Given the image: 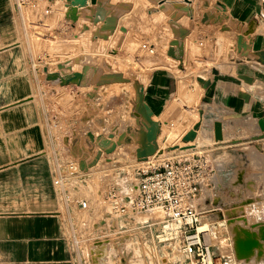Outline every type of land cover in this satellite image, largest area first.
Wrapping results in <instances>:
<instances>
[{
    "label": "crops",
    "instance_id": "obj_1",
    "mask_svg": "<svg viewBox=\"0 0 264 264\" xmlns=\"http://www.w3.org/2000/svg\"><path fill=\"white\" fill-rule=\"evenodd\" d=\"M97 1L87 0L91 8H80V20L89 25L91 35L99 24L95 26L86 16H92V4ZM138 1L143 2L140 3L147 17L137 12L129 19H137L139 28L154 24L155 32L161 34L158 45L162 51L170 42L163 45L166 25L172 38L176 39L179 38L178 32L183 30L187 38L193 36L194 41L203 37L208 40L214 34L231 41V48H220L229 54L227 57V53L222 54V60L214 63L212 77L205 78L211 83L202 89L203 95L210 100L201 106L209 123L202 125V134L208 130V137L202 141V135L201 139L190 142L188 149H174L165 154H209L213 173L201 188L198 207L211 212L207 220L226 219L230 223L229 230L235 234L233 236L246 230L255 235L264 229V165L255 160L257 148L264 151V132L258 125V120L264 117V62L260 57L264 52V0H117L115 4L121 3L120 8L115 10L116 6L107 3L106 11L118 14L122 23L138 5L141 6ZM46 3L63 7L66 0H46ZM151 8L157 12L152 17L149 15ZM82 12L84 16H81ZM57 14L53 17L61 22L63 17ZM60 15L65 18L64 14ZM45 19L43 8L36 11L22 9L16 0H0V264H80L70 238L72 220L79 214L76 208L66 205L53 180L59 161L85 156L92 150L93 153L86 158L90 161L98 150V143L90 142L88 133L84 138L76 135L78 128L74 122L67 125L61 118L57 123L52 122L48 109L37 101V95L44 93L46 84L40 77L33 47L26 35L36 27H48L43 23ZM78 25L81 24L74 27ZM238 36L243 37L240 46ZM242 75L250 77L252 82L246 83L240 78ZM181 78L171 69L161 67L149 75L146 85L140 79L136 80L158 119L173 98L174 101L179 98L180 83L184 82ZM244 93L249 95L248 101L240 96ZM94 104L92 133L105 138L114 134L108 145L115 143L122 134L125 138L113 153L102 155L99 164L89 171V180L102 171L110 177L120 164L139 163L136 158L139 139L132 136L138 127L134 119L132 124H120L118 100L110 107L98 102ZM93 116L102 118L93 121ZM212 120L222 124L224 137L220 141L215 139L210 124ZM97 124L104 133H95ZM129 139L131 141H127ZM158 146L160 149L171 147L162 148L159 139ZM242 213H246L248 222L235 219L242 218ZM88 216L92 221V208ZM229 218L235 221L230 222ZM252 224L257 225L256 228H251ZM223 233V230H217L216 255L221 253L223 260L230 258L236 264H246L241 257L236 261L234 248L219 246ZM239 235L233 240L237 241ZM262 263L264 257L247 264Z\"/></svg>",
    "mask_w": 264,
    "mask_h": 264
},
{
    "label": "rangeland",
    "instance_id": "obj_2",
    "mask_svg": "<svg viewBox=\"0 0 264 264\" xmlns=\"http://www.w3.org/2000/svg\"><path fill=\"white\" fill-rule=\"evenodd\" d=\"M73 1V3L79 5L80 8L86 7L83 5L84 0ZM68 2H66L67 4L65 3L63 6L64 8L51 6V12L49 14H44L46 19L43 23L48 25V27H36L34 31L30 30L28 35H26L33 47V58L36 66L40 69V77L46 84L44 93L42 95L41 93L37 95V101L41 106L48 109L51 121L57 123L58 119L61 118L67 125L74 122L78 128L75 132L76 135L84 138L87 133L92 132V108L96 106L94 103L98 102L104 107H110L115 100H118V109L120 111L118 120L120 124H126V122L132 124L135 121L138 127L133 130V135L138 139H141L140 134L141 137L143 136L144 138L146 133H150V130L153 128V125H151L152 121L156 125L155 129L151 131L154 132L152 135L159 139L162 148L166 146L170 147L172 144L183 145L182 141L177 137L167 141L165 133H167L171 127L178 129L176 134L183 129L184 132L191 124V120L195 116L196 110H198L197 108H201L202 105L205 106L207 104L204 102L207 98L206 96H204L205 98H202V100H200L198 96L200 87L198 86L199 82L197 76L212 77L213 74L211 69L216 66L214 63L220 62L222 60L221 55L227 53L221 51L220 48H231V41L226 37H222L220 34L211 35L208 40L203 37L202 40L196 39L195 41L192 39L193 36L189 38L186 36L184 39L179 40L183 46L185 45L184 41L186 42L187 51L185 56L186 60H184L185 63H180L178 60H173L167 56V50L171 48V42L176 40V38H172L168 25H166L163 45H166L170 40L169 47L162 51L158 45L161 34L155 32L154 24L150 23L151 26L139 28L137 26V19H129L133 18L137 12L140 13V16L143 15L145 18L147 17L145 8L142 6V1H138L139 3L142 2L140 3L141 6L138 5L135 12L131 16L124 18L121 23L118 14L115 12L108 14V10L106 11V5L109 3V0H98L95 4H92V24L95 26L99 24V26L97 28L94 27L92 35L88 32L89 36H86V38H83V33L87 30V27H85L87 24H83L82 19L80 20V8L78 7L76 11L73 12L71 7L68 6L71 5L68 4ZM111 2L112 3H109V5L116 6L115 3H117V0H112ZM120 4H117L115 10H118V7L120 8ZM88 7L91 8L89 5ZM149 12L151 17L155 16L154 14L157 13L155 8H151ZM57 13H59V16L63 17V20L65 19V22L62 19L60 22L53 17ZM67 13H69L72 20H75L77 16H79V20L73 24V22L66 17L64 18V16L60 15L64 14L66 16ZM84 15V12H82L81 16ZM111 22L117 23L118 31L112 36V40L107 43V45L100 48L101 51L99 50L100 52H98V45L96 46L95 43L92 44L96 41L93 40L92 42V36L94 35L95 38V35L101 36L102 38H104L103 36L109 37L116 27V25L110 24ZM77 23L81 24L80 26L82 29H80L79 25L74 27ZM85 49L87 51L96 50V54L92 53L94 54L92 57L85 56ZM150 50L152 53H150ZM112 52L113 55H115L114 57H111ZM228 54L229 52L225 57H227ZM174 55H176V53ZM206 58L209 60H206ZM161 67L169 68L174 74L182 77L183 83L187 85L186 94H191L194 92V88H199H197V95L192 102H189L186 94L184 97L180 96L179 101L172 102L171 105L166 108L160 119L154 114V119L151 118L150 120L147 118L146 113L147 110L149 112L152 111L151 107L145 101L144 92H141V90L137 88L138 84L136 80L140 79L141 82L146 85L145 81L149 75L152 74L155 69ZM47 70L50 71V74H47ZM115 71L120 73L121 76L116 78L114 75L108 76L106 74L114 73ZM79 73H81V76H79ZM50 77H52V79ZM122 81H124V83H122ZM112 83H114V85L111 86L110 84ZM206 85L207 84H205V86ZM174 99L175 98H173V100ZM144 105H147L146 110ZM171 107L174 110H169ZM200 111L203 112L204 110L200 109L199 112ZM93 118V121H99L102 117L93 116ZM215 121L212 120L210 122L212 128ZM175 122L176 124H173ZM142 123H144V125H142ZM177 124L179 125L177 126ZM94 129L96 131L95 133H98L97 135L104 133V131L100 130L101 125L99 124H97ZM204 131V134L209 133L208 130ZM202 137V141H205V137ZM206 142L211 143V141ZM256 155V162L263 166L264 151H260L258 147ZM88 181V189L85 190V194L96 200L110 182V177H107L106 173L102 171V173L95 174ZM251 236L253 238L250 240L254 242L251 250L245 249L244 242H246L245 239H248L245 235H240L236 244L238 254L246 264L252 261H260L264 257V229H261L255 235L251 233ZM241 239L243 242H241ZM238 247L241 248L239 249Z\"/></svg>",
    "mask_w": 264,
    "mask_h": 264
},
{
    "label": "built area",
    "instance_id": "obj_3",
    "mask_svg": "<svg viewBox=\"0 0 264 264\" xmlns=\"http://www.w3.org/2000/svg\"><path fill=\"white\" fill-rule=\"evenodd\" d=\"M16 3L22 9L43 8L44 14L51 9L46 0L45 4L43 0ZM160 150L162 154L147 161L120 164L92 203L85 194L88 173L106 154L104 149L98 145L90 161L86 158L92 150L57 163L54 186L66 205L79 214L72 220L70 238L80 264H236L234 259L223 260L221 253L216 255L218 229L224 232L219 246L234 248L236 261L240 260L233 240L238 234L233 236L230 223L224 218L207 220L211 212L197 205L201 188L213 173L209 154L167 156L168 149ZM98 153L100 159L91 166ZM82 162L86 163L84 169ZM91 208L92 221L88 216ZM241 217L235 219L248 222L246 213Z\"/></svg>",
    "mask_w": 264,
    "mask_h": 264
},
{
    "label": "water",
    "instance_id": "obj_4",
    "mask_svg": "<svg viewBox=\"0 0 264 264\" xmlns=\"http://www.w3.org/2000/svg\"><path fill=\"white\" fill-rule=\"evenodd\" d=\"M50 1H55V0H50ZM66 2H68V0H66ZM83 5L88 8L87 0H84V4ZM79 16H80V14H79ZM79 16H77L75 20H72V18L69 16V13H67L65 17L68 20H70L71 22H73V24H75L79 20ZM86 18L90 19L91 22H92V16L91 15H87ZM205 19L206 18L203 19V22H205ZM85 27H87L86 28L87 30L90 29L89 25H87ZM174 33H176V32H174ZM177 36L179 38L176 39L175 41L171 42V44H170L171 48L170 49H171L173 54H175L174 50H176V47L178 49H181L180 50V55L183 56L184 55V46H183V44H181L179 42V39H184L186 37V34H185V32L183 33V30H180L178 32ZM242 41H243V37L242 36H238L237 44L239 46L242 44ZM263 56H264V52H261L260 53V57H261V60L264 62ZM214 74H216V72H214ZM240 78L243 79L248 84L252 82V79L250 77H248V76L242 75V76H240ZM197 80H198V82H200V84L202 86L207 84L205 88H207L210 85V83H211L209 80L205 81L203 78H198ZM206 82H208V83H206ZM139 90H141V92H143L142 89L139 88ZM240 96L242 98H244L246 101L249 99V95L246 94V93L241 94ZM206 102H210V100L207 99ZM144 107H145V110H146L147 105H144ZM200 112H202V111H200ZM142 125H144V123H142ZM258 125H259L260 130L262 132H264V117L258 120ZM199 127H200V125H198V124L195 125L192 130H190L189 132H187L183 136L182 143H186L185 146L181 147V146L178 145V146L170 147L168 149V151L174 150V149H179V148H182V149L189 148L190 146H188L187 143L193 142L196 139L197 131H198ZM214 132H215V139L217 141H220V140L223 139V136H222V124L220 122H218V121H215V123H214ZM132 136H134L133 132H132ZM88 137L91 139L92 142H97L98 145L102 149H104V152L106 154H111V153H113L116 150L118 145H121V143L123 142V140L125 138V134L120 135L118 140L115 143H113L112 145H108V144L110 143L109 141L115 137L114 134H110L108 136V138H105L104 136H97L96 137L92 132H89L88 133ZM157 139L158 138H156L155 136L152 137L151 134L148 132V133H146L145 138H143L142 140L141 139L138 140L139 147L136 149V156H137L138 161H140V162L141 161H147L149 159V157H151V156H153V155H155L157 153H159V154L163 153V150H160V148L158 146ZM127 141H131V139H129ZM100 156H101V153H98V155L96 156L95 160L90 165L91 166L95 165L97 163V161L100 159ZM81 166H82L83 169L86 168V163L82 162ZM252 248H253V246L250 243H245V249L246 250H251Z\"/></svg>",
    "mask_w": 264,
    "mask_h": 264
},
{
    "label": "bare ground",
    "instance_id": "obj_5",
    "mask_svg": "<svg viewBox=\"0 0 264 264\" xmlns=\"http://www.w3.org/2000/svg\"><path fill=\"white\" fill-rule=\"evenodd\" d=\"M69 2H68V4H71V5H68L69 7H71V10L73 11V12H75L76 11V9L79 7L80 8V6L79 5H76V3L74 4L73 2V0H68ZM191 1V0H190ZM65 2V1H64ZM73 3V4H72ZM145 3V2H144ZM67 4V3H66ZM53 10H54V8H53ZM51 12V11H50ZM178 13V12H177ZM152 14V13H151ZM121 22V21H120ZM110 24H114V25H116L117 23H114V22H111ZM118 25H119V23H118ZM113 28H114V26H113ZM117 29H118V26L116 25V27H115V29L113 30V32L111 33V35L108 37V36H103L104 38H102L101 36H98V35H95L96 36V38L94 37V35L92 36V42H93V40H96L95 42H93L92 44H96V46L98 45V52H100L101 50H100V48H102V47H104L105 45H107V43H109L111 40H112V36L116 33V31H117ZM89 31L88 30H86L84 33H83V38L85 37L86 38V36H89L88 33ZM184 33V32H183ZM88 38V37H87ZM93 46V45H92ZM149 48V47H148ZM147 48V49H148ZM184 48H185V45H184ZM145 49V48H144ZM100 50V51H99ZM180 50L181 49H176V50H174L175 51V53H176V55H174L173 53H172V51H171V49H168L167 50V52H168V57L169 58H171V59H173V60H178L180 63H185V61L184 60H186V58H185V56H186V53L185 52H187L185 49H184V54L185 55H183V56H181L180 55ZM91 51V52H90ZM90 51H87L86 49L84 50V52H85V56H91L92 57V55H94V54H92V53H95V51H92V50H90ZM97 52V53H98ZM104 52V51H103ZM166 52V53H167ZM102 53V52H101ZM107 53V52H106ZM150 53H152L151 52V50H150ZM165 53V54H166ZM96 54V53H95ZM99 54V53H98ZM103 54V53H102ZM103 56V55H102ZM114 57L115 55H113V52L111 53V57ZM110 57V56H109ZM106 58V57H105ZM185 58V59H184ZM263 58H264V56H263ZM117 59V58H116ZM183 59V60H182ZM118 60V59H117ZM162 60V59H161ZM119 61V60H118ZM170 62V61H169ZM117 63V62H116ZM176 63V62H175ZM71 65V64H70ZM111 72V71H110ZM115 73V74H114ZM114 73H106L108 76L110 75V76H115L116 78L117 77H120L121 76V74L120 73H117L116 71L114 72ZM47 74H50V71H48L47 70ZM76 76H78V75H76ZM79 76H81V73H79ZM78 76V77H79ZM74 77H75V75H74ZM78 77H76V78H78ZM51 79H52V77H50ZM199 78H203L205 81L207 80V79H205L206 77H199ZM80 79V78H79ZM182 82V81H181ZM257 82V81H256ZM262 83V82H261ZM255 84V83H254ZM199 87H197V88H199L198 90H199V98H200V100H202V98H205L204 97V95H203V90L204 89H206L205 87V85L204 86H202L201 84H200V82H199V85H198ZM248 87V86H247ZM197 88H194L193 89V91L194 92H192L191 94H186V92H187V85L185 84V83H180V89H179V96L178 97H184V95L186 94L187 96V99L189 100V102H192V100H194V98L196 97V95H197V93H196V90H197ZM203 89V90H202ZM191 90V89H190ZM189 91V90H188ZM188 93H190V92H188ZM178 94V93H177ZM198 98V97H197ZM177 99V98H176ZM180 100V98H178L176 101H179ZM206 100H207V98L204 100V102L205 103H207L206 102ZM186 101V100H185ZM248 101V100H247ZM172 102H174V100L172 101ZM200 103V102H199ZM175 107H176V105H175ZM198 110H196V113H195V116L193 117V119L191 120V124L185 129V131L183 132V130H181L178 134H176V131L178 130V129H176V128H169V131H167V133H165V135H166V139H167V141L168 140H173V139H175L176 137L180 140V141H182V138H183V136H184V134H186L187 132H189L190 130H192L193 128H194V126L195 125H200V127H199V129H198V131H197V136H196V138H200L203 134H202V125L203 124H207L208 123V121L205 119V116H204V114H205V112L203 111V112H199V110L200 109H202V108H197ZM169 110H174V109H172V107L169 109ZM184 110V109H183ZM173 112V111H172ZM167 113H169V112H167ZM174 113V112H173ZM193 113V112H192ZM155 113L153 112V111H147V113H146V115H147V118H149L150 120H151V118H153L154 119V115ZM187 115V114H186ZM190 115V114H189ZM175 116V115H174ZM188 116V115H187ZM193 116V115H192ZM182 117V116H181ZM186 117V116H185ZM189 117V116H188ZM179 118V117H178ZM180 119V118H179ZM178 119V120H179ZM176 122H178V121H176ZM176 122L175 123H173V124H176ZM151 125H153V128L150 130V134H151V136L153 137V133L154 132H151V131H153V129H155V127H156V125H155V123L154 122H152L151 121ZM197 123V124H196ZM173 124H171L172 126H174ZM179 124H177V126H178ZM170 127V126H169ZM178 128V127H177ZM189 130V131H188ZM261 131V130H260ZM213 132H214V124H213ZM215 133V132H214ZM204 137H208V135H206V133L203 135ZM223 136V135H222ZM224 137V136H223ZM140 138L141 139H143V136L141 137V134H140ZM145 138V137H144ZM203 138V137H202ZM205 138V139H206ZM209 138H211V137H209ZM201 139V138H200ZM188 145H189V143H187ZM184 145H186V143H184ZM172 147H174V146H178L177 144L176 145H174V144H172L171 145ZM242 224V223H241ZM247 226V225H246ZM236 227V226H235ZM241 230H243V229H241ZM239 231V230H238ZM242 232V231H241ZM239 233L240 235H245V237L246 238H248V239H245V241L246 242H244V244L245 243H250L252 246L254 245V242L252 241V240H250V239H252L253 237L251 236V233L249 232V231H247L246 230V232H242V233ZM238 234V235H239ZM239 235V236H240ZM241 242H243L242 241V239H241ZM239 249L241 248V247H238Z\"/></svg>",
    "mask_w": 264,
    "mask_h": 264
}]
</instances>
